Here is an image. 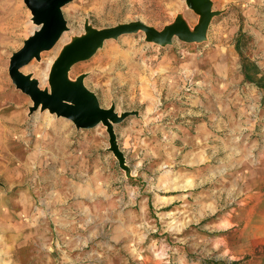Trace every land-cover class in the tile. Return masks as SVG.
<instances>
[{"label":"rangeland","instance_id":"1","mask_svg":"<svg viewBox=\"0 0 264 264\" xmlns=\"http://www.w3.org/2000/svg\"><path fill=\"white\" fill-rule=\"evenodd\" d=\"M193 3L210 15L198 43L180 39L208 23L187 0L63 6L66 30L21 68L40 92L49 93L43 75L74 40L131 22L153 35L183 30L156 43L136 29L81 49L76 56L89 53L70 65L68 85L81 82L115 117L85 128L33 107L9 78V58L40 23L24 0H0V28L18 23L0 97V264L229 262L243 225L229 215L256 213L264 196L253 185L264 166V0Z\"/></svg>","mask_w":264,"mask_h":264},{"label":"water","instance_id":"2","mask_svg":"<svg viewBox=\"0 0 264 264\" xmlns=\"http://www.w3.org/2000/svg\"><path fill=\"white\" fill-rule=\"evenodd\" d=\"M71 1L72 0H24L25 5L31 10L34 17L35 15L37 16V18L35 19L36 23H40V25L43 26L39 29V31L37 30L35 35L28 42L25 43L26 45L22 48V50L15 54V58L13 60L10 70L11 74L12 72H15L17 78H20L18 76L20 75L19 70L22 65L26 64L27 62H30L33 58H38L37 56L40 54V51L49 49L55 44L57 39L66 30L65 20L62 13L63 6L70 3ZM187 3L193 11H195L196 13L198 12L199 14H201L202 18L207 19L208 23H206L205 26H203V24L198 34L193 38H190L191 40L187 41L183 38L180 39L188 43H198V41L203 40L204 34L210 23V15L202 8H199L198 6L196 7L195 3H193V0H187ZM136 29L142 30L148 40L156 43H160L163 38L168 35L175 36L179 39L180 33L183 34L182 29L168 27L164 31H162L161 34L153 35L151 34L149 28L140 22L127 23V25L122 26L117 30L109 33L95 32L85 36L82 40H78V42L75 43V45L71 48L69 53L63 55V57L58 61L57 64L59 65V67L64 66V64L69 61L64 71V76L60 77L59 80V77H57L59 68H57L52 73L53 77L55 78L54 81L58 80V84H56L59 85L58 88H61V90H57V87L55 85V87L52 86V89L50 87L51 92L49 93L42 91L40 92L31 82V86H29L28 84V90L20 87L17 81L15 82V85L18 86V89H24L25 92L29 96H31V98L36 104V108H38V103L40 104L42 102L43 105L41 107L43 109L48 108L51 112L57 113V109H60V107L58 108L59 102H64L65 104L61 105H64L68 108H70L69 106L76 105L82 107L85 113H94V118L92 120H88L87 118H80V120L77 118L76 120H72L74 121L76 127H93L97 122L103 120L106 117H110L111 120H115V117H113V113L102 111L99 109L96 98L89 94L83 88L81 82H79L76 86L72 87L68 85V83H66V76L67 72L70 69V65L75 62L73 60H76L78 57L76 56V54L82 48L92 45L94 43L100 44L106 40H110L111 38H116L123 34H127V32H131ZM58 91H61L62 94H57ZM68 114L76 113L75 111L71 110L68 112Z\"/></svg>","mask_w":264,"mask_h":264},{"label":"crops","instance_id":"3","mask_svg":"<svg viewBox=\"0 0 264 264\" xmlns=\"http://www.w3.org/2000/svg\"><path fill=\"white\" fill-rule=\"evenodd\" d=\"M167 66L170 67V65ZM204 128L205 126L202 124L196 128L198 132L196 133V136L201 140L209 136V133H203ZM197 140L198 139H196V141ZM176 150L177 149L174 148L172 149V152H176ZM256 170L262 172L261 175H258L253 179V185H257L256 187L259 191L262 188V185H264V166H259ZM241 185H243V183ZM254 192L256 191H253V193ZM229 218H231V220L234 218L233 224L231 225H236L238 220L243 221V225L240 230H234L238 242L235 241L233 246L230 245L227 247V249H229L228 254L230 260L226 264H264V196L259 199L258 211L256 213H250L249 211L243 213L241 216L233 213L229 215ZM251 222H254L252 226ZM240 237L242 238L240 239ZM221 252L222 250L220 249V258H218V260H223L224 257L221 258V255L227 254ZM180 253H182V251H180ZM179 258L181 260L180 264H186L185 261L182 260L183 256H179Z\"/></svg>","mask_w":264,"mask_h":264},{"label":"bare ground","instance_id":"4","mask_svg":"<svg viewBox=\"0 0 264 264\" xmlns=\"http://www.w3.org/2000/svg\"><path fill=\"white\" fill-rule=\"evenodd\" d=\"M4 7H5V5H4ZM4 11V10H3ZM35 19L37 18V16L35 15V17H34ZM16 21V17H15V20H14V22ZM17 23V22H16ZM16 25H18V23L17 24H13L11 27H5V28H3V29H1L0 28V97H2L3 96V94L6 92V90H7V88L9 87V83H8V80L9 79H7V77H5L6 75L4 74V69L6 68V64L4 63V58H5V51L6 50H8L9 48H10V46H11V44H10V41H11V39H12V37H13V34H14V28L15 27H17ZM40 27L37 29L38 31H39V29L43 26H41V25H39ZM36 30V31H37ZM36 31H34V33L32 34V36H34L35 35V32ZM78 40H80V39H78ZM82 40V39H81ZM66 41V39L65 38H61V42L62 43H66L65 42ZM75 41V42H74ZM74 41H72L73 43H71L70 44V46L68 47V50H64V51H61L60 52V54H58V56H57V59L55 60V61H51V63H50V65L48 66V70H49V74H42L43 75V77H47V78H49L48 80H49V84H50V87H51V89H52V86L53 87H55V85H56V87H57V90H61V88H58V86L59 85H57L58 84V80L60 79V77H62V76H64V71H65V69H66V67H67V65H68V62H66L65 64H64V66H61V67H59V65L57 64L58 63V61L63 57V55H66V54H68L69 53V51L71 50V48L75 45V43H77L78 41H76V40H74ZM26 45V44H25ZM62 49V48H61ZM83 49V48H82ZM15 50V49H14ZM21 51V50H20ZM55 51H57V49L55 50ZM11 52V51H10ZM87 53H89V51H87V50H84V52L82 53V54H79L78 55V59H82L81 58V55H85V54H87ZM40 54H41V51H40ZM40 54L37 56V57H40ZM44 56V55H43ZM14 58H15V54H13L10 58H9V65H8V74H9V78L13 81V83L15 84V82L17 81V83H19V86L20 87H22V88H25L26 90H28V84H29V86H31V84H30V79H28V78H25L24 79V73L21 71V68L22 67H24V66H26V65H28V63L29 62H27L26 64H24V65H22V67L20 68V72L19 73H21V76L19 75L18 77H20V78H17V75L15 74V72H12V74L10 73V70H11V66H12V63H13V60H14ZM73 61H75V59L73 60ZM50 62V61H49ZM49 64V63H48ZM47 65V64H46ZM26 68V67H25ZM57 68H59L58 69V73H57V77H59L58 78V80H56V81H54V77H53V71H55ZM45 69V68H44ZM24 70V69H23ZM29 72V71H28ZM45 72V71H44ZM26 73V72H25ZM5 75V76H4ZM30 76V75H29ZM41 76V75H40ZM65 76H66V74H65ZM66 83H68V81H69V79H68V77L66 76ZM20 79H21V81H20ZM28 82V83H27ZM44 82V81H43ZM35 83V82H34ZM57 83V84H56ZM18 87V86H17ZM22 88H19L21 91H22V93H24L26 96H28L30 99H31V101H32V105H33V107H35V102H34V100L31 98V96H29L26 92H25V90L24 89H22ZM51 89H49V92H51ZM44 90V89H43ZM59 93H61L62 94V92L61 91H58L57 92V94H59ZM4 98H7V97H4L3 96V99ZM11 103V102H10ZM61 104H65L64 102L63 103H61V102H59V106H58V108L60 107V109H57V113L56 112H51L48 108H46L47 110H48V112L50 111L51 113H55V114H57L56 116H58V117H63V118H67V119H69V120H76L77 118L79 119V118H81V116L82 115H87V114H89V113H85L84 111H83V109H82V107H80V106H69L70 108H68V107H66V106H64V105H61ZM14 104H12L11 103V106H13ZM25 105V104H24ZM28 105V104H27ZM43 105V103L41 102L40 104L38 103V107L39 108H41V106ZM11 106H9V107H11ZM22 106V105H21ZM30 106V105H29ZM8 108V107H7ZM22 108V107H21ZM32 108V107H31ZM12 110V109H11ZM75 111V113L76 114H68V112L69 111ZM91 110V109H90ZM89 110V111H90ZM40 111V110H39ZM38 111V112H39ZM83 111V112H82ZM65 113V114H64ZM39 114V113H38ZM3 118V117H2ZM80 120V119H79ZM1 121V120H0ZM45 122V121H44ZM74 122V121H73ZM3 122H1V124H2ZM46 123V122H45ZM10 125L12 126V127H15V126H18L19 125V122H14V121H11V123H10ZM1 133V132H0ZM1 135H2V133H1ZM0 156H1V154H0Z\"/></svg>","mask_w":264,"mask_h":264}]
</instances>
